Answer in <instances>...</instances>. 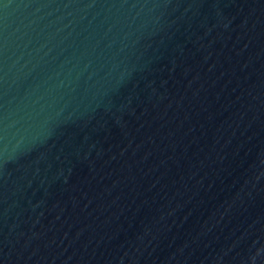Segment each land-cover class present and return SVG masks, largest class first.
Listing matches in <instances>:
<instances>
[{"label": "water", "instance_id": "95a60500", "mask_svg": "<svg viewBox=\"0 0 264 264\" xmlns=\"http://www.w3.org/2000/svg\"><path fill=\"white\" fill-rule=\"evenodd\" d=\"M0 264H264V0H0Z\"/></svg>", "mask_w": 264, "mask_h": 264}]
</instances>
